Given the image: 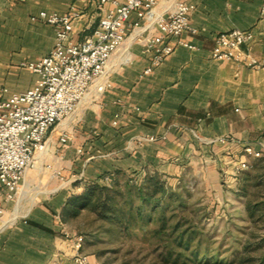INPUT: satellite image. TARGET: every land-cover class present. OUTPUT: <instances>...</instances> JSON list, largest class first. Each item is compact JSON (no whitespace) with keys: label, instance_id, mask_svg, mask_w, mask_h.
Instances as JSON below:
<instances>
[{"label":"crops","instance_id":"crops-1","mask_svg":"<svg viewBox=\"0 0 264 264\" xmlns=\"http://www.w3.org/2000/svg\"><path fill=\"white\" fill-rule=\"evenodd\" d=\"M179 1L195 5L190 23L197 32L184 39L196 49L176 46L145 74L151 55L137 38L140 30L128 33L109 62L111 88L102 94L91 89L72 116L81 121L78 131L83 129L85 136L73 166L62 170L54 192L20 215L17 223L0 228V264H75L73 225L63 220L61 210L72 191L87 182L117 173L124 178L159 171L178 176L182 168L193 167L207 192H219L223 173L231 175L238 161L250 164L246 171L264 162V69L210 55L219 33L241 29L253 32L251 53L264 58V16L259 13L263 0H158L156 10L168 14ZM69 4L0 0V88L22 92L34 85L38 75L21 62L48 54L55 28L31 17L43 10L64 13ZM77 6L82 17L74 23V40L90 34L97 22L94 6L83 1ZM70 121L59 124L60 140L71 133ZM144 136L156 140L141 143ZM221 138L228 140L223 143ZM246 146L261 155L246 154ZM6 194L0 196V222L13 199Z\"/></svg>","mask_w":264,"mask_h":264},{"label":"built area","instance_id":"built-area-1","mask_svg":"<svg viewBox=\"0 0 264 264\" xmlns=\"http://www.w3.org/2000/svg\"><path fill=\"white\" fill-rule=\"evenodd\" d=\"M79 1L94 6L97 22L90 34L74 40V23L82 17ZM157 4L158 0H70L64 13L43 10L31 17L53 25L55 41L48 54L39 60L21 62L22 67L38 75L31 88L22 92L0 88V196L7 192L6 199H11L20 190L27 171L35 167L37 154L47 150L49 134L76 112L91 89L102 94L111 88L109 62L130 31L140 30L137 38L144 52L151 55L145 74L160 66L176 46L196 49L184 39V35L197 32L190 23L195 5L179 1L164 14L156 10ZM259 13L264 16V0ZM152 29H157V33H151ZM143 32L146 34L141 37ZM253 38L250 30L221 32L214 39L211 58L264 69V58L251 53ZM68 139V133L61 135V141ZM154 140V136L140 138L141 143ZM227 140L220 139L223 143ZM244 151L254 157L261 155L251 146H246ZM249 168L248 162L238 161L233 174ZM104 181L109 182L110 176ZM81 248V237H75L73 262L91 264Z\"/></svg>","mask_w":264,"mask_h":264},{"label":"rangeland","instance_id":"rangeland-1","mask_svg":"<svg viewBox=\"0 0 264 264\" xmlns=\"http://www.w3.org/2000/svg\"><path fill=\"white\" fill-rule=\"evenodd\" d=\"M72 116L64 120H71L70 139L61 141L57 137L60 132L57 126L47 150L37 154L35 167L27 171L20 190L13 196L3 217L6 226L17 223L20 215L54 192L60 183L58 171L62 172L70 164L73 166L78 157L77 146H83L85 136L83 129L78 131L81 121H73ZM256 165L254 169L237 175L223 173V187L219 192L215 189L207 192L200 173L193 167L182 168L178 176L160 171L151 173L167 186L169 195L166 200L170 202L167 215L173 214L174 208L181 204L179 208L189 216L194 229L197 228L192 246L195 249L199 243L198 259L203 263L259 264L264 256V162ZM125 179L120 177V182L124 183ZM155 213L157 215L159 211ZM70 221L73 237H81V251L92 260L91 264H182V257L175 263L177 250L165 259L168 250L151 232L157 223L120 231L117 226L97 220L87 211Z\"/></svg>","mask_w":264,"mask_h":264},{"label":"trees","instance_id":"trees-1","mask_svg":"<svg viewBox=\"0 0 264 264\" xmlns=\"http://www.w3.org/2000/svg\"><path fill=\"white\" fill-rule=\"evenodd\" d=\"M119 174L110 176V181H90L81 190L70 194L61 210L64 221L77 218L84 211L90 212L95 219L117 226L127 231L136 226L146 227L157 223L152 236L161 240L162 247L168 250V259L176 253L175 263L182 257V264H205L199 257V243L193 248V240L198 233L191 219L179 207L167 215L170 206L168 191L164 181L155 175L129 177L120 182ZM167 195V197H166ZM179 210V212H177ZM156 211L159 214L156 215ZM194 249V250H193ZM259 264H264V256Z\"/></svg>","mask_w":264,"mask_h":264},{"label":"bare ground","instance_id":"bare-ground-1","mask_svg":"<svg viewBox=\"0 0 264 264\" xmlns=\"http://www.w3.org/2000/svg\"><path fill=\"white\" fill-rule=\"evenodd\" d=\"M65 122L67 123V122H69V120H68V121H65ZM63 127H64V126H63ZM18 209H19V208H18ZM16 217H18V215H16L15 218H16ZM6 225H7V223L4 222V223H2V225H1L0 227L3 228V227L6 226Z\"/></svg>","mask_w":264,"mask_h":264}]
</instances>
